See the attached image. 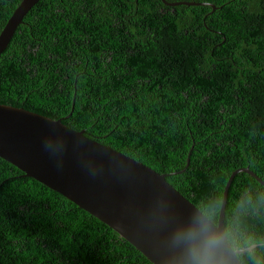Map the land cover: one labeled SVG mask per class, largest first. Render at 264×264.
<instances>
[{"label": "trees", "instance_id": "trees-1", "mask_svg": "<svg viewBox=\"0 0 264 264\" xmlns=\"http://www.w3.org/2000/svg\"><path fill=\"white\" fill-rule=\"evenodd\" d=\"M22 1L0 0V34ZM167 1L218 8L41 0L0 55V103L64 118L170 174L218 223L235 170L264 181V0ZM225 226L234 249L257 244L243 264H264V184L248 172L233 180ZM0 264L153 263L0 157Z\"/></svg>", "mask_w": 264, "mask_h": 264}, {"label": "water", "instance_id": "water-1", "mask_svg": "<svg viewBox=\"0 0 264 264\" xmlns=\"http://www.w3.org/2000/svg\"><path fill=\"white\" fill-rule=\"evenodd\" d=\"M41 0H23L0 34V55L18 27ZM167 6L209 5L207 2H170ZM73 102L72 112L74 110ZM70 113V115L72 114ZM69 115V116H70ZM195 145V144H194ZM194 145L192 150H194ZM192 151L183 173L190 165ZM0 157L21 169L116 230L153 264H182L179 232L194 214L204 213L167 177L145 163L105 145L52 117L24 107L0 103ZM240 172L260 178L250 167L235 170L225 187L219 221L226 235V207L233 180ZM233 264H243L244 247L234 249Z\"/></svg>", "mask_w": 264, "mask_h": 264}, {"label": "clouds", "instance_id": "clouds-1", "mask_svg": "<svg viewBox=\"0 0 264 264\" xmlns=\"http://www.w3.org/2000/svg\"><path fill=\"white\" fill-rule=\"evenodd\" d=\"M177 243L182 264H233L229 237L217 228L208 213L194 214L179 232Z\"/></svg>", "mask_w": 264, "mask_h": 264}, {"label": "flooded vegetation", "instance_id": "flooded-vegetation-1", "mask_svg": "<svg viewBox=\"0 0 264 264\" xmlns=\"http://www.w3.org/2000/svg\"><path fill=\"white\" fill-rule=\"evenodd\" d=\"M253 245H255V247L257 246V244H253ZM262 245H264V241H263ZM255 247H254V248H255ZM254 248H253V249H254Z\"/></svg>", "mask_w": 264, "mask_h": 264}]
</instances>
